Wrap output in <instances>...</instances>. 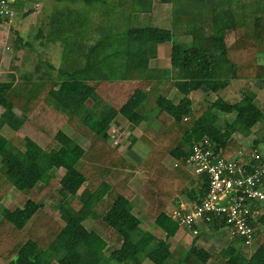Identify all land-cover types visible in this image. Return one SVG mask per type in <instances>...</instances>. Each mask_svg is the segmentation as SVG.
<instances>
[{
    "label": "trees",
    "instance_id": "trees-1",
    "mask_svg": "<svg viewBox=\"0 0 264 264\" xmlns=\"http://www.w3.org/2000/svg\"><path fill=\"white\" fill-rule=\"evenodd\" d=\"M97 1L109 2L67 0L64 9L39 18L35 33L17 35V44L35 56L36 42L61 45L59 66L39 54L32 70L0 79L5 108L0 128L8 124L18 131L38 109L83 140L62 128L45 146L27 135L0 133V193L16 188L22 202L17 210L0 206V258L7 264H143L146 258L153 264H264V215L251 254L237 235L221 249L215 244L173 247L170 239L181 227L171 205L182 196L200 203L208 188L207 173L187 168L193 146L205 141L225 158L238 155L246 147L236 133L247 136L264 122V102L258 104L254 90L206 105L190 96L199 89L220 92L234 80L264 84V0H172L169 27L145 21L150 0H113L120 10L132 9V23L121 30H111L105 13L94 19L82 12ZM162 42L171 44L170 66H152ZM69 61L73 65L67 68ZM16 79L23 80L22 89ZM119 114L134 125L144 122L154 141L137 165L147 177L135 192L126 186L127 159L109 142ZM252 147L258 154L254 161L263 166L264 130ZM169 156L176 160L172 167L164 162ZM114 172H119L115 181ZM134 193L146 200L144 214L161 235L141 226ZM47 202L58 215L42 210ZM205 224L213 231L230 230L222 216Z\"/></svg>",
    "mask_w": 264,
    "mask_h": 264
},
{
    "label": "rangeland",
    "instance_id": "rangeland-1",
    "mask_svg": "<svg viewBox=\"0 0 264 264\" xmlns=\"http://www.w3.org/2000/svg\"><path fill=\"white\" fill-rule=\"evenodd\" d=\"M40 1V7L38 8L40 14H41V19L43 18H48L50 15H52L55 11L60 10L61 8L64 9V7L67 4V0H39ZM33 0H28L25 1L26 7L32 5ZM74 3H71L75 6V4H81L78 1H73ZM108 3V4H107ZM104 3L101 1H97L95 3L94 9L92 10H82L84 13L89 18H97L96 13H98V18L100 17V14L105 13L108 19H110V28L111 30H121V29H127L132 23L129 20V17L131 16L132 9L125 10V8L121 9L113 5V0H109V2ZM84 4V3H83ZM34 5V4H33ZM72 5V6H73ZM82 5V4H81ZM85 5V4H84ZM87 6V5H85ZM109 8V9H106ZM35 8V5L34 7ZM86 16L85 14H83ZM86 16V18H87ZM14 17L12 19H8L6 22H3L0 25V79H7L9 78V73H18L23 75L25 69L32 70L33 65L35 64L36 60L39 58V54L43 56V59L45 60H50L53 62L55 65L59 66L61 63V60L63 59V51L61 48V45H54L52 43H48L47 46H42L38 42L35 43V47H37V56H35V53L31 52L30 49L24 48L22 45L20 46L17 44V35H24L25 38L26 36H29V32H36L38 30V27H41V24L39 22V19L35 17H22L19 16L16 17L14 20ZM32 19L33 21H30ZM36 20V21H34ZM22 21V22H21ZM37 22V24H36ZM36 24V25H35ZM116 24V25H114ZM40 29V28H39ZM34 32V33H35ZM30 39V38H29ZM19 47L24 48V50L20 49ZM57 49V50H56ZM43 51V52H41ZM58 51V53H56ZM54 53V55H52ZM264 60V57H263ZM159 63H165L166 61L164 59H159L156 60ZM157 62V63H158ZM158 63V64H159ZM65 67H71V62L65 63ZM23 67V68H22ZM46 70V66L43 65L42 71ZM32 73V71H29ZM17 74V78H18ZM17 83L20 84V88L22 89L23 83H21L23 80L21 79H16ZM254 90L257 94V99H258V104L262 105L264 102V84L261 81L257 80H234L231 82V84L221 90L220 92H211L208 90L204 89H199L196 91H193L191 93V97L193 100L196 102H199L201 104H209L210 102L214 101L216 97H223L224 99L230 100V99H239L244 90ZM19 90V88H18ZM20 91V90H19ZM5 109V108H4ZM4 111L3 107L0 105V113ZM3 113L0 114V116ZM233 114H229V116H232ZM152 117V116H151ZM126 123V122H125ZM127 124V123H126ZM126 124H124L123 128H118L121 130H117L116 132H113L112 130H109L110 135H111V142L116 146L120 147V149L123 151L124 156L126 157L128 161V167H126V173L129 175V179L127 182V187L129 190L132 191H138L140 186L143 184L144 180L147 177L146 172L142 168H138L137 165L142 161V159L145 158L147 155V150L145 151V147L142 146L143 143L146 145H151L152 143L154 144V141L152 139L148 138H139L137 142L133 141V137L128 134L129 129ZM4 127V126H3ZM59 128H62L64 131H66L68 134H70L72 137L77 139L80 143L83 142L81 136L74 131L71 127L68 125L62 123L61 121H56L54 120L53 117H51L47 112L45 111H38L35 110L34 113L31 115V118L27 120L23 126L20 128V130L15 131L5 125L3 128V132L7 137H10L11 135L13 136L14 134H20V135H27L36 140L39 144L42 146H45L52 136L57 132ZM1 129V128H0ZM262 130H264V122H258L253 128L252 131L247 135V136H242L241 134L236 133V138L243 143V145L246 147L244 154L245 156L253 158L256 157L258 154L257 152H252L251 149L253 148V140L257 137H260ZM128 149V150H127ZM242 152L239 153V156L241 155ZM173 157L169 156L165 159V164L172 167L174 164L171 161ZM141 160V161H140ZM174 161V160H173ZM61 172L64 171L60 170ZM114 177L113 180L119 179V172H114ZM133 177V178H132ZM132 179V183H131ZM82 189H80L81 191ZM18 193L19 190L15 188L7 189L3 192H1V199H0V206H4L7 208L15 209L17 210L19 207L22 206V202L18 200ZM4 194V195H3ZM4 196V198H3ZM183 201H186V197L182 196L180 197ZM142 199V202L140 201ZM131 200L133 201L134 204V211L135 213L142 219V224L141 226L143 228H148L152 232H157L158 235L160 234L159 232L161 231L157 226H155L153 219L150 216H146L144 214V209L146 207V200L144 197H142L138 193H134L131 196ZM180 201V200H178ZM188 201V200H187ZM52 202V200L50 201ZM173 206V204L171 205ZM42 210H46L50 212L53 215H58L57 209L54 207H51L49 202L46 203L45 207L42 208ZM36 215V214H35ZM34 217V216H33ZM31 218V220L33 219ZM87 227L92 225V222L90 221H85ZM154 225V226H153ZM202 225H206L203 223ZM153 226V227H152ZM208 226V225H206ZM24 229H27L25 227ZM26 231H24L25 233ZM186 234L181 232L179 236H173L171 237V242L172 246L175 247L179 243L185 244L187 247L193 246L191 243V240L196 239L197 243L199 245L202 244V242H198L200 239L204 240L205 239V244H203L205 247L210 245V244H215L218 249H221L225 246L228 245L230 241V236H232L230 230L225 231V233L221 231H214L213 234H208L201 232L199 229V232L196 234V236L188 230L184 231ZM192 234L195 236L193 238L191 235ZM201 233V234H200ZM210 233V232H209ZM161 235V234H160ZM25 237V235L23 234ZM192 240V241H193ZM194 242V241H193ZM196 246V245H194ZM253 246L251 247H246L245 250L249 252V254L252 253L253 251ZM245 259V258H244ZM243 261V260H242ZM6 259L0 258V264H7ZM144 264H148V260H143Z\"/></svg>",
    "mask_w": 264,
    "mask_h": 264
},
{
    "label": "built area",
    "instance_id": "built-area-1",
    "mask_svg": "<svg viewBox=\"0 0 264 264\" xmlns=\"http://www.w3.org/2000/svg\"><path fill=\"white\" fill-rule=\"evenodd\" d=\"M13 0H0V17L12 19ZM201 141L193 146L187 158V168L193 174L207 173L209 183L200 203L180 204L172 209V218L193 234L199 226L215 217H225L233 235L245 238L246 247L252 246L259 218L264 215V164L241 155L224 156ZM209 144V142L207 143ZM183 208V209H181Z\"/></svg>",
    "mask_w": 264,
    "mask_h": 264
},
{
    "label": "crops",
    "instance_id": "crops-1",
    "mask_svg": "<svg viewBox=\"0 0 264 264\" xmlns=\"http://www.w3.org/2000/svg\"><path fill=\"white\" fill-rule=\"evenodd\" d=\"M14 1V0H13ZM26 1V0H25ZM133 2V0H131ZM151 2H147V4L151 7L149 10L145 11L142 16L143 18L145 19V21H147L148 23H151V24H154V25H158V26H162V27H169L170 24H171V12H172V0H150ZM16 2V3H15ZM13 4H12V8L15 12V17H14V20L16 19V17L19 18V16H22V17H35L37 19H39L41 17V14L38 10V8L40 7V1L39 0H33L32 2V5L29 4L28 7H26V3L23 4L22 2L20 3L19 5V2H17V0L15 1ZM35 5V8L34 5ZM79 5V4H77ZM32 10V12L30 13V15H25V11H27L28 9ZM29 17V18H30ZM26 19V18H25ZM30 21H33L32 19H30ZM36 21V20H34ZM22 22V21H21ZM37 23V22H36ZM24 36V35H22ZM184 38V37H183ZM21 46V44H20ZM20 49L24 50V48L22 47H19ZM170 50H171V44L169 42H162V43H158L157 45V56L152 58L151 59V65L152 66H165V67H169L170 66V61H169V55H170ZM0 53H1V49H0ZM159 59H164L166 61V64L165 63H159L158 61L156 60H159ZM159 64H158V63ZM23 68V67H22ZM2 106V105H1ZM3 107V106H2ZM3 110L5 111L4 107H3ZM4 111H2L1 113H4ZM0 113V114H1ZM153 116V113L149 114V117ZM31 118V117H30ZM127 124H126V123ZM124 124H126V126L129 128L127 129L128 131V134L131 135V137H133V141L137 142L139 138H148V139H151L149 137L148 134L145 133L144 131V128H145V123L142 122V123H139V124H132L127 118L123 117L121 114H119L117 116V119L115 122H113L110 130H112L113 132H116L117 130H121V129H118V128H123L124 127ZM5 125H7L8 127H10L8 124H3V126L5 127ZM1 127L0 129V133H2L5 137H7L4 132H3V128L4 127ZM11 128V127H10ZM12 129V128H11ZM12 137V135L10 136ZM10 137H7V138H10ZM82 138V137H81ZM110 138H111V135H110ZM109 138V142L111 144H113L111 142ZM114 145V144H113ZM153 143L151 145H146L145 143L142 144V146L145 147V151L149 150L151 147H152ZM119 150L120 147L118 146ZM128 150V149H127ZM122 151V150H121ZM123 153V151H122ZM126 158V157H125ZM174 160V161H173ZM141 161V160H140ZM173 162V164L175 165L176 163V160L174 158H172L171 160ZM60 170H63V168H61ZM133 178V177H132ZM131 183H132V179H131ZM84 187V186H83ZM82 187V188H83ZM81 188V189H82ZM16 189V188H15ZM4 195V194H3ZM4 198V196H3ZM180 201H177V204L176 205H180V204H189V202L186 200V201H183L181 198L179 199ZM140 201L142 202V199H140ZM133 202V201H132ZM134 205V204H133ZM176 205H173L172 207H175ZM135 207V206H134ZM135 212V211H134ZM87 226V225H86ZM154 226V225H153ZM152 226V227H153ZM91 226H89L90 228ZM151 226L147 227V228H144L146 230H149L148 228H150ZM200 228V231L201 232H206L208 234H213V229H210V227L206 226V225H200L199 226ZM189 231L191 233V231L189 229H186L184 227H180L178 232L176 233L177 236H179L181 234V232L183 231L184 234H186V232L184 231ZM150 231V230H149ZM216 231H221L223 233H225L226 230H216ZM210 232V233H209ZM155 233V232H154ZM193 238H195L196 234L192 235L190 234ZM157 234V232H156ZM201 234V233H200ZM175 235V236H176ZM198 236H196L197 238ZM231 238V236H230ZM193 240V239H192ZM191 240V243L193 246L196 245V246H204L203 244H205V239L203 240H199L198 242H202V244L197 243V240L194 239L193 241ZM145 260H148V264H153L148 258H146ZM144 264V262H143Z\"/></svg>",
    "mask_w": 264,
    "mask_h": 264
}]
</instances>
